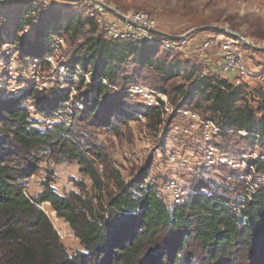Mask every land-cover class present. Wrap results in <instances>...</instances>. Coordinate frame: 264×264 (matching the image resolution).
Returning a JSON list of instances; mask_svg holds the SVG:
<instances>
[{"label":"trees","instance_id":"16d2710c","mask_svg":"<svg viewBox=\"0 0 264 264\" xmlns=\"http://www.w3.org/2000/svg\"><path fill=\"white\" fill-rule=\"evenodd\" d=\"M69 5L18 1L15 31L9 40L0 37V47L12 46L20 57L42 63L54 39L67 37L71 53L62 65L89 75V82L82 76L69 81L67 92L31 88L0 100V264H264V186L239 213L230 197L243 190L240 182L200 181L183 203L173 205L164 202L156 185L145 183V171L125 182L109 168L113 188L105 187L98 165L110 162L84 132L118 134V125L157 112L129 102L128 90L152 76L149 85L178 110L195 111L208 121L216 117L222 141L238 132L246 133L242 140L262 141L264 97L253 108L246 101L249 85L233 86L202 61L191 63L155 43L106 40L88 16L69 10L73 14L63 18ZM79 5L84 6H73ZM5 12L0 7V15ZM168 53L180 58L159 56ZM72 88L76 95L66 106ZM27 102L45 117L69 107L71 122L43 129ZM46 159L76 163L92 181L93 194L79 182V192L60 195L46 180L36 197L28 195L27 179ZM43 203L69 226L82 250L68 253L40 208Z\"/></svg>","mask_w":264,"mask_h":264},{"label":"rangeland","instance_id":"374dc122","mask_svg":"<svg viewBox=\"0 0 264 264\" xmlns=\"http://www.w3.org/2000/svg\"><path fill=\"white\" fill-rule=\"evenodd\" d=\"M11 1L9 7L0 5L6 11V15H0V37L3 40L5 38L9 40L11 33L15 31L13 25V20L16 17L14 6L17 5L18 1L23 0ZM102 1L120 13L139 11L150 13L156 19L158 30L167 34L176 36L190 34L189 36L193 35L194 38L210 37L212 40H227L229 34L215 30V28H222L237 33L250 43L264 49V0ZM73 5L75 4L64 7L63 18L72 12H79L83 16H87L88 7ZM7 12L9 13L7 14ZM111 17V19L120 21L115 16ZM63 39L65 44L52 52L50 65L41 63L35 69L32 60L22 58L18 53L15 54L16 51L12 46H1L0 63L5 66V63L12 59L14 65H17L18 80L12 87L19 88L23 92L31 88L44 93L67 92L70 88L68 79L72 74L65 69L61 71L60 68L62 64L67 62L71 47H69L68 38L64 37ZM238 41L242 42L241 40ZM242 49L251 66L258 67L264 63V52L255 50L245 43L242 44ZM159 56L168 60L171 56L175 60L180 58V56L170 53ZM187 60L194 63L192 59ZM4 66H0V83L6 88L8 84L11 86L10 81L13 78L7 74L10 71L8 69L6 72ZM7 66L9 65L7 64ZM151 78L153 77L150 76L149 79ZM149 79L140 82L138 86L147 88L149 91H155L149 85ZM175 82L180 83L181 79H175ZM247 88L246 91L249 93H246V101L255 108L259 102L261 103L264 93L255 84H251ZM75 95L76 93L73 91V97ZM3 99L5 98L0 94V100ZM129 102L134 108L140 104L144 106L138 96L132 95ZM28 104L30 102L25 105ZM167 104L172 108L169 112L157 110L160 115L154 112L148 117L139 116L136 121L118 125L120 129L118 134L106 129L87 128L86 131L84 130L92 142L103 148L102 154H105L110 162V164L98 165L105 187L109 185L110 188H113V184L108 180L109 168L118 171L125 182H130L133 177L137 176V173L145 171L148 174L145 183L156 185L158 194L164 202L173 205V196L167 189L172 180L176 181L178 188H182L184 192L191 190L192 185L200 181L202 184L208 183V181L220 184L234 181L240 182L241 186H244V181L240 179L241 176H247L250 182L256 184L264 183V140L245 141L241 139L245 137L241 134L229 136L225 141H222L220 137L212 138L211 145L215 150L210 149V151L208 145L203 141L204 133H210V130L201 123L206 119L195 111L193 113L197 116L196 119L177 112L178 109L170 104L168 97ZM66 111L64 110L57 115L56 122L65 121V123L70 124L71 118L68 117ZM46 118L48 117L43 115H36L35 117L43 129L47 127ZM208 118H211L209 121L216 124V117ZM159 120L162 124L156 125L155 122H160ZM194 123L201 127L195 130L192 128ZM185 130H190V132L185 133ZM219 158H227L235 164L231 168L228 164L220 163ZM249 161L258 162L254 171L247 168ZM39 168V171L27 179L26 192L30 196L36 197L41 192L42 184L46 180L60 195L79 192L80 189L76 185L79 182L84 186L85 193L93 194L92 181L80 172L79 166L74 162L57 163L54 159H46L40 163ZM40 208L50 219L68 253L73 254L82 250L69 226L62 219L57 218L50 205L43 203Z\"/></svg>","mask_w":264,"mask_h":264},{"label":"built area","instance_id":"2783aa9c","mask_svg":"<svg viewBox=\"0 0 264 264\" xmlns=\"http://www.w3.org/2000/svg\"><path fill=\"white\" fill-rule=\"evenodd\" d=\"M2 1V0H0ZM4 1V0H3ZM11 1V0H10ZM25 2H29L32 0H23ZM43 5L48 6L50 4H66L64 0H41ZM9 2V0H7ZM87 8V16L93 20L95 25L99 28L100 33L106 40H125V41H135V42H143V43H155L160 48L171 50L185 59H192L196 61H202L206 66L207 70H211L217 72L222 75V77L231 83L233 86H246L255 84L256 87L264 93V63L257 66H251L248 63L247 57L245 55L244 50L242 49V45L239 41L234 40L232 37H228L227 40L219 39L212 40L210 37L207 38H194L193 35L184 37L182 40L177 42L170 41L167 39L159 38L153 35L151 30H158L156 19L148 12L139 11V12H128L121 13L125 21L111 19L112 14L108 13L99 3L106 5L102 0H81L78 3H68V4H81ZM127 21L131 22L136 26L134 28L132 25L128 24ZM24 33L27 32V29L23 30ZM196 36V35H195ZM242 41V40H241ZM243 42V41H242ZM244 43V42H243ZM63 38H56L53 41L51 46L52 52L60 49L64 46ZM247 45V44H246ZM17 54V52L15 53ZM33 63V68L35 69L38 64H41L37 59H31ZM52 60V53L44 57L43 63L50 65ZM12 59L7 61L4 64L0 63V66H4L5 71L8 69L10 72L7 74L11 75L13 78L10 81L12 84L6 85V88L2 86L0 83V94L5 99L14 98L19 96L23 91L19 88H14L12 85L16 84L18 80V74L16 72L17 65H14ZM7 64L9 66H7ZM66 70L70 72L72 75L68 79L69 81L77 80L78 76H82L86 82H89V75L82 73V71L76 67V71H70L65 66H61L60 70ZM104 82V81H103ZM73 89H71L68 101L65 103L66 106H69V102L73 101ZM75 92V91H74ZM130 96H138L145 108H153L161 111L169 112L172 108L167 104V96L162 93H156L155 91H149L147 88L141 86H135L128 90ZM27 111L34 118L39 115V111L34 106L33 103L30 102L26 106ZM78 109H82L81 105H77ZM68 115L71 113L70 108L66 109ZM177 112L183 114L186 117L196 119L197 116L193 113V111L188 109L177 110ZM45 119L47 123V127L51 128L56 122L57 116H47ZM70 118V116H68ZM65 122V121H64ZM202 125L210 130V133H204V143L208 145V150H215L212 143V138L219 137L221 133V129L218 125L213 124L214 122L204 120L201 122ZM67 124V123H66ZM69 125V123L67 124ZM201 126H197L194 123L195 130L199 129ZM183 132V130H182ZM190 132V130H185V133ZM242 136H246L245 132H238ZM210 150V151H211ZM213 155V154H211ZM222 164H228L231 168L235 164L233 161L228 160L227 158H219L218 160ZM247 168L250 171H254V166L247 164ZM241 180H243V190L232 197H230V202L233 203L231 206L235 212H240L247 202L251 201L253 195L257 193L258 188L260 186H264V183L256 184L254 182H250L247 176H241ZM172 197L173 204H181L186 198L187 194L190 192H184L182 188H178L177 182L172 180L168 184L167 188Z\"/></svg>","mask_w":264,"mask_h":264},{"label":"water","instance_id":"95a60500","mask_svg":"<svg viewBox=\"0 0 264 264\" xmlns=\"http://www.w3.org/2000/svg\"><path fill=\"white\" fill-rule=\"evenodd\" d=\"M64 1L67 2V3H78L81 0H64ZM5 3H7V0L0 1V4H5ZM99 5H101L108 13L112 14L116 18H118V19H120L122 21H125L124 16L119 11H117L115 9H112L111 7H109L107 5H104V4H101V3H99ZM127 23L132 25L134 28H136V26L134 24H132L131 22L127 21ZM215 30L216 31H223V32L229 34L230 36H232V37H234L236 39L242 40L245 44L251 46L255 50L264 52L263 48H261L259 46H256L253 43H250L248 40L244 39L243 37H241L237 33H234L232 31H229V30H226V29H222V28H215ZM150 32L153 35H155V36H157L159 38H163V39H167V40L175 41V42H177L179 40H182L184 37H187V36L190 35V34H184V35H181V36H176V35H171V34L164 33V32H162L160 30H151Z\"/></svg>","mask_w":264,"mask_h":264}]
</instances>
